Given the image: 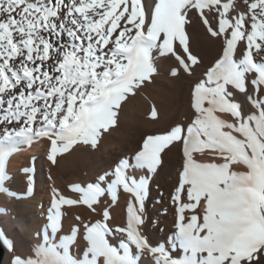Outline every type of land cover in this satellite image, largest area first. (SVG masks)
<instances>
[{
	"label": "snow or ice",
	"instance_id": "obj_1",
	"mask_svg": "<svg viewBox=\"0 0 264 264\" xmlns=\"http://www.w3.org/2000/svg\"><path fill=\"white\" fill-rule=\"evenodd\" d=\"M243 3L246 11L238 10L234 0H154L150 9L143 0H0V193L8 196H16L6 187L13 153L35 138L50 141L47 159L53 164L77 144L95 148L116 126L122 103L157 74L154 53L175 58L172 77L181 70L191 76L200 63L187 33L191 13L200 15L211 37L223 40L221 56L194 83L195 115L186 129L176 125L163 135H149L134 163L121 159L97 182L72 185L78 200L53 189L37 259L13 257L11 264H139L145 252L154 264H261L264 0ZM240 42L246 46L237 55ZM230 89L245 94L255 111L246 114ZM150 115L157 117L155 107ZM174 142L183 144L184 157L170 197L175 231L153 245L142 234L145 200L161 153ZM206 152L212 157L208 162L194 156ZM130 168L146 171L136 178L127 174ZM27 179L31 193L33 178ZM120 189L130 195L126 225L113 228L105 207L100 220L83 224L87 248L80 259L70 253L78 226L52 242L48 230L53 237L61 230V205L83 204L95 212L105 195L115 203ZM117 234L119 240L112 242ZM0 242L13 247L2 231Z\"/></svg>",
	"mask_w": 264,
	"mask_h": 264
},
{
	"label": "bare ground",
	"instance_id": "obj_2",
	"mask_svg": "<svg viewBox=\"0 0 264 264\" xmlns=\"http://www.w3.org/2000/svg\"><path fill=\"white\" fill-rule=\"evenodd\" d=\"M234 2L238 10L246 11L243 0ZM143 3L146 9L154 6V0H143ZM208 18L215 27L217 21L213 20L212 15ZM187 33L190 49L200 61L194 66L193 74L189 76L181 70L178 77H172L170 70L178 62L170 55L160 57L158 53H154L157 74L150 83L146 82L135 95H130L122 103L116 126L102 134L95 148L77 144L69 152L58 154L57 162L53 164L47 159L50 141L47 138H35L30 145H23L20 151L12 154L6 165L10 176L6 187L16 193V196L0 193V231L10 240L13 247L9 250L0 242L4 252L1 264H11L13 257L24 260L37 259L39 247L44 244L53 189L58 190L65 198L78 200L80 194L71 190L72 185L80 184L86 187L89 183L97 182L98 176L111 172L121 159L134 163L133 157L147 136L163 135L176 125L186 129L191 123L195 115L191 107L192 88L195 82L205 78L204 73L221 56L223 40L213 38L207 33L200 15L196 12L190 15ZM245 46V42L238 44L237 55H240ZM230 90L234 91V102L239 103L246 114L255 111L245 94ZM251 91L249 86V92ZM153 107L158 113L156 118L150 115ZM217 115L226 120L232 119L230 114ZM3 127L4 125H0V129ZM194 156L200 162L212 159L207 152L196 153ZM161 161L150 182V192L145 200L143 213L146 222L142 227V234L153 245L166 242L175 231L176 213L170 197L177 186L178 175L183 166V144L174 142L165 148L161 153ZM25 168L34 170L32 173H25ZM145 171L130 168L127 174L139 178ZM28 175L33 178L31 193L27 191ZM129 199L130 195L120 189L115 203L111 201L110 196L105 195L94 206L95 212L83 204L61 205L62 228L54 237L49 229L48 235L53 243H59L61 236L70 234L71 229L78 226L79 235L70 246V253L74 258L80 259L87 248L83 239V224L100 220L103 209L107 207L111 215L109 224L113 228L126 225ZM197 211L202 214L203 205ZM76 217L80 219L77 220ZM110 240L118 241L119 234L110 237ZM133 250L135 251L134 248ZM173 255L176 256L177 253ZM258 259L264 264V256ZM139 264H154V261L145 252Z\"/></svg>",
	"mask_w": 264,
	"mask_h": 264
},
{
	"label": "water",
	"instance_id": "obj_3",
	"mask_svg": "<svg viewBox=\"0 0 264 264\" xmlns=\"http://www.w3.org/2000/svg\"><path fill=\"white\" fill-rule=\"evenodd\" d=\"M3 254H4L3 248H2V246L0 244V264H1V261H2V258H3Z\"/></svg>",
	"mask_w": 264,
	"mask_h": 264
}]
</instances>
